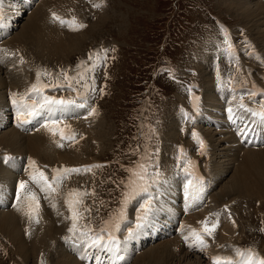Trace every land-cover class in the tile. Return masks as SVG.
<instances>
[{"label":"rangeland","instance_id":"1","mask_svg":"<svg viewBox=\"0 0 264 264\" xmlns=\"http://www.w3.org/2000/svg\"><path fill=\"white\" fill-rule=\"evenodd\" d=\"M102 1L103 8H108H106L105 13L103 15L100 13L99 15L94 14L93 18L90 17L91 19H88H90V23L93 19L94 22H98L100 17L103 16L102 19L106 18L107 21L104 20L95 29L91 27L93 24H96L93 22L89 27L90 30L86 29L82 32L86 36L87 42L85 44H82L81 47L79 46L78 49L76 48L77 51L74 50L70 56L47 55L48 58L55 59H49L45 63H41L35 67L38 73H51V76L43 74L39 75V77L37 76L36 80L39 79L44 84L63 83L64 78L60 75L62 71L67 72L68 76L74 78L82 73L83 80L80 84H74V87L78 88L80 95L87 100L90 108L97 109L96 115L101 109L102 115H105L107 118L105 131L102 133L103 135L100 133L107 140L105 146L107 156L99 157L96 161H94L97 158L96 155L91 154L87 156L84 162L93 163L94 167L90 173L86 174L87 177L84 179L83 184L76 185L79 192L84 193V198H86V217L89 222L93 221L96 229L107 227L108 224L106 222L112 221L113 218H118L119 212L125 206L123 203L124 193L127 191L125 182L129 180V172L127 170L137 169L138 165L146 164L148 175L155 177L151 169L156 165L159 166L160 157L162 161H165L169 155H177L176 151H181V149L186 151V149L192 148L189 144L183 146L181 143H176V140L174 141V139L167 136V132L172 130V124L174 126L175 122L179 120L180 113L187 110L194 112L197 109L195 104L199 97L203 95L206 81L204 74H207V70L209 74L211 73L209 69L212 68V63L209 58L212 56L217 59L216 50L213 48L215 44L214 40L216 39L213 38L217 37L214 35L221 25L237 31L235 35L236 41L233 40L232 42L238 44V47L243 46V48L240 47L243 50H248L247 59L249 58V54L257 55L261 59V68L256 63L260 68L257 69V74L254 73V67L249 65L251 69L249 67L250 73L247 78H244L243 74H240L236 68L231 69L228 65L221 67L223 69L222 73L237 83V90L246 88L249 92L257 94L251 98L249 95L243 98V101L251 108H260L261 103H264V95H259L261 92H264V50L258 48L259 44L253 40L251 34L246 33L244 27L249 29L256 39L254 30L250 24L244 22L245 20L239 18V15L230 8L233 1ZM56 2L59 1L51 0L49 6H55V10L57 7L58 9L61 8L59 10H62V7L57 6L61 3L59 2L56 5ZM39 3L36 6L40 8V6H43L44 1L42 5H39ZM37 7H34L35 9L32 12H36L38 10ZM50 7H47V9ZM31 13L18 24L17 28H15V33H20L27 26L26 24L32 21L33 16H31ZM82 33L76 32L72 34L82 36ZM219 36L227 37L226 33H219ZM27 39L28 37L25 41ZM194 44L199 48L201 45L206 44L207 56L209 55L206 57L207 61L205 62L202 53L198 56L202 60L200 61L202 64L198 67L199 73L196 68V52L191 53L189 49ZM21 46H23L22 49L24 50L25 43L24 45L21 44ZM27 50H29L28 46ZM103 50H107V60H104L99 67H96L90 76H87V66L91 67L93 65L92 61L95 59L94 57L93 60H89L90 53L95 51V53H100L103 56ZM237 51H240V49H237ZM29 52L31 54L36 53L34 50ZM24 57H27V54H22L17 58L19 68H22V58ZM67 58H70L68 62L60 60ZM9 68L10 66H6L4 77L10 76L12 73ZM214 69L213 67L212 72H214ZM93 77L95 81L94 92L85 89L83 83L86 80L91 85ZM209 77L211 78V76ZM200 78H202L204 84L200 81ZM62 89L65 91H62ZM54 90H56L55 94L57 95H62V93L63 96L69 95L67 88L56 87ZM187 93L192 94L193 101L185 102L183 99L187 105L183 106L180 96L184 97ZM195 94L198 96H195ZM218 99L220 101V98ZM3 113H6L5 110ZM88 128L89 126L86 128L80 127L83 130L84 137H87ZM164 131H166V136L162 142L157 137L164 136ZM181 134L188 137L190 133L187 134V131L184 130ZM188 139L193 144V140L190 137ZM182 141L185 142L184 140ZM152 142L155 144V147ZM153 150L155 158L150 157V153ZM207 163H204L203 160L202 165ZM40 165L48 166L45 172L46 175L53 178L56 176L55 171L49 169L53 166V163L45 160ZM235 165L237 167V164ZM160 172H163V176L166 178L165 181L167 180L165 186L170 185L173 187L174 184H170L172 181L168 179V170L162 171L160 169ZM231 174L226 176V179H223L224 181L220 185L221 188L228 183ZM165 181L164 183H166ZM41 192L47 193L46 195L52 201L50 197L53 195L43 190ZM217 192H214V194H217ZM65 193L66 189L64 193L54 195V199L64 205L63 197ZM93 193L96 196H92ZM243 196L251 197L252 195L244 194ZM209 197L208 200H210ZM254 200L252 196L249 200L250 204H246L247 202H245L237 204L239 206H236L237 208L235 209L228 207V209L225 208L222 211L230 212L231 215L234 212V219L241 218L246 226V236L248 237H245V246H257L264 252V201L258 200L254 202ZM227 201L225 200V202ZM132 202L133 199L126 206L128 207ZM59 203L57 204L59 205ZM229 205L230 202L228 203ZM222 211L219 209L210 210V213H220ZM47 212L49 221L50 217L54 215V206L53 213H50L48 210ZM56 219L59 221L58 224H63L60 216L55 215ZM62 227L65 231L67 230L65 226L62 225ZM250 227L253 229V233L249 231ZM219 238L225 246L227 241H224L221 235ZM65 239L63 238V240ZM5 243V237L0 236V256L4 255L0 257V264H18L16 255L13 256L15 253L19 254L17 252L18 248L10 244L11 247L8 246L9 249L5 252L2 248L6 246ZM11 243L14 244L13 241ZM157 244H153L152 246ZM49 245L51 244L49 243ZM53 247L55 248V245L52 246V250L54 249ZM192 254L196 256L194 253ZM50 260L49 264H57L52 258ZM137 262H134V264H138ZM201 262H204L203 258ZM31 263L38 264L34 261L25 264ZM170 264H176V262H170Z\"/></svg>","mask_w":264,"mask_h":264},{"label":"bare ground","instance_id":"2","mask_svg":"<svg viewBox=\"0 0 264 264\" xmlns=\"http://www.w3.org/2000/svg\"><path fill=\"white\" fill-rule=\"evenodd\" d=\"M43 1V6H40V8L39 6L37 7L35 5L38 10L36 9V12L34 11L31 13V16H33L32 21L26 24L27 26L24 27L20 33L16 32V34L11 39H9L8 42L4 43V45L0 47V104L2 107V112L7 109V105L4 100L5 94L9 95L11 98L13 94H16L17 98H19L21 96H25L26 93H29L33 86V80L29 76H32L33 78H37L38 76V70L35 69V67L41 63H45L49 59H55L48 58L47 55L53 56L57 54L59 57L72 55L76 48L78 49L79 46L81 47L82 44L87 42L86 36L83 35L82 32H84L86 29H89V27L94 22L93 19L90 23V19L93 18L94 14L99 15L100 13L103 15L107 8H103L102 0H93L92 2H90L91 0H58L61 4L57 5L59 2H56V5L62 7L63 9L59 10L61 8L58 9L57 7L58 10H55L56 7L53 6V9V7L50 5L53 9L52 10L49 6L51 0ZM231 1L233 2L231 3L230 8L237 15H239V18L250 24L254 30L256 39L250 30L244 27L246 33L251 34L253 40L260 45H258V48H262L264 50V0ZM10 2L11 6L16 7L15 1ZM39 2V5H42L41 0ZM47 7L50 8L47 9ZM1 10L7 11V9L4 7ZM53 13H58L63 16L67 15V17H75L78 15L85 21L86 28L80 31H73L71 28L65 29L56 27L53 25L51 20V15ZM102 17L103 16L100 17L98 22H94L96 24H93L91 27L95 29L98 24H101L104 20H106V18L102 19ZM220 28L217 29V32L214 35L217 37L213 38L216 39L214 40L215 44L213 48L216 50L217 59L213 58L212 56L209 58L212 63V68L209 69L211 73L209 74L208 70L206 71L207 74L211 76V78L207 74H204V79H206L205 84L203 83L202 78H200V81L204 84V89L202 97H199L197 103L195 104V106L199 108L195 114L196 120L194 122H184L182 120L175 122V120H173L175 125L173 126L172 124V130L167 132V136L171 139H174V141L176 140V143H181L183 146L188 144L192 146V148L186 149L187 152L185 156H183L186 159V165H191V159H195L201 163L203 160L204 163L208 162L203 166L204 170L206 169V173L210 176V183L208 186L212 188L211 195L213 194L209 197V205L207 204V210L205 212V216L208 217V219L197 215L196 213L186 216L182 215L179 210V198L176 194L175 187H171L170 185H167V187L165 186L170 198L172 199V202H169L168 205L169 214L171 215V218L174 216L178 219L180 227L183 228V233L181 235L175 236L173 239L169 238L157 245L151 246V248L144 251V254L139 256L138 260L136 259L138 262L135 261V263L170 264V262H176V264H210L206 257L204 262H201L202 258L200 255H198V253L202 252L200 251L202 249L198 246L197 241L191 235L193 229L197 230L198 232L203 231V219L208 221L209 226L216 223L219 225L211 237H205L207 245L215 247L218 245L224 246L222 240L219 238L221 235L224 241H227L225 246L228 251H230V253L232 252L231 254L239 255L238 252L242 251L236 246V244H245L246 242L244 239L247 237V231L245 229L246 226L242 222L241 218L238 217L234 219V212L232 213V219L224 216V210L220 212L219 219L215 221L212 219L213 216L210 217V214H214L216 212L210 213V210L212 211L219 209L221 211V207L224 206H226L227 209L228 207H230V209H235L237 208L236 206H239L237 204H243L245 202H247L246 204H250L249 200L252 196L255 199L254 202H257L258 200L264 201V149H250L243 151L237 145L236 138L230 130H217L216 127L221 125L222 118H219L214 111H220L218 106L223 105L225 100L223 96L222 100L224 101L220 102L218 99L220 97L218 91L216 90V84L214 83L215 78L212 72L213 66L221 71V66L229 65L230 62H234L236 67L239 68L237 71L240 74H243L244 78H247L250 73L249 65L254 67V73L257 74V69L260 68L256 65V63L258 64L259 61L261 62V59L258 56V59L250 58V60L246 62L244 59L248 55L247 50L245 53L239 51L238 56H234V60H231L229 58L230 54L225 51L224 46L221 44L222 37L219 36V33H226V39L231 40L232 42L233 40L236 41L235 35L237 31L232 30L231 32H224V27L222 29ZM76 32L82 33V36H76L72 34ZM27 37L28 39L25 41ZM228 40L223 42H229ZM24 43L25 49L23 50V46H21V44L24 45ZM205 45L206 44L201 45L200 48L196 44L192 45V47H189L191 53L196 52L197 70L199 65L202 64V62H200L202 60L199 59L198 56L202 53L204 62L207 61L206 57L209 56H207V46ZM234 45L236 44L234 43ZM27 46L29 50H27ZM240 47L243 48V46ZM33 50L36 52L35 54H31L29 52ZM22 54H27V57L22 58V68H19L17 65V58ZM69 59L70 58L60 60L68 62ZM6 66H10L9 70H11L12 73L10 76L7 75L4 77L3 75L5 73L4 71ZM32 69L34 70L32 71ZM197 72L199 73V70ZM86 75L90 76L88 73H86ZM195 96L198 95L195 94ZM180 99L183 106H187L185 102L193 101L191 93H187L184 97L180 96ZM4 115L6 116V113H4ZM93 115L94 116L90 117L89 119L83 122L81 121L77 124H68L66 126L58 127L48 125V127H42L40 133H36L31 136L22 135L19 131L13 129L10 126H5L3 129L2 124H0V149L10 152L9 154L11 157L15 159V161L13 160V164L15 165H18L19 163V161L17 162L18 158L22 157L23 159L26 155L29 156L31 161H35L36 169L41 167L40 164L43 161H50L53 163V166L49 169L51 171L54 170L55 175H57L56 170H60L62 173L63 169L65 168L73 169L74 166L81 164L90 165V163L84 162V159H86L87 156L91 154L96 155L97 158H95L94 161L98 160L99 157L102 158L107 156L105 151L107 140L102 137V133L105 131L107 118L105 115H102L101 109L97 115L96 113ZM202 115L210 116L212 121L207 119L203 121ZM249 121L250 120L246 121L248 126ZM88 126L89 128L87 130V137L81 135L80 138H76L74 135L69 134L68 132V130H80L83 132V130L79 129L78 127L86 128ZM96 127L98 128L96 129ZM182 127H187V134L191 133L193 130H198V135H192L195 145L190 142L186 135L181 134ZM49 129H51V131ZM53 131L58 132V138H54L52 136ZM165 132L166 131H164V136L157 137L159 140L161 139L162 142L165 140ZM261 132L264 134L263 129ZM200 135H202L203 138V147H201L196 139V136L199 137ZM152 144L155 147L153 142ZM5 154L6 153L2 152L0 155L5 156ZM235 164H237V167H235ZM31 169L32 171L30 177L33 174L37 176L39 175L38 172H34L32 167ZM211 171L214 174H212ZM230 173H232L230 180L221 188L220 185L223 183V179H226V176H228ZM71 174L73 178L69 180L66 193L72 192V189L70 188H72L74 185L83 184L84 179L87 177H79V174L76 172ZM161 176H163V172L161 173ZM0 177L5 180V188L7 189L8 187H11V190H13L15 185L14 179L18 178L17 173H10L6 168L0 166ZM24 183L25 187L20 191L19 201L16 204L15 209L8 213L0 211V236L5 237L9 244L15 245L16 248H18V251H16L19 254H13V256L16 255L17 263L25 264L27 262L34 261L38 264H49L51 261L50 259L52 258V260L57 264H84L81 260L79 261V259L73 255L74 249L68 246L69 242H66L68 241V234L63 227L61 228L62 225L67 228L66 220L64 218L65 207L54 199V195H59L64 192H56L52 191L51 189L47 191L49 194L53 195L50 198L52 199V207L54 206V213L52 212L54 215H52L48 221V212H39L37 206V199L41 194V188L34 182L29 183L24 181ZM164 184H167V180ZM170 184L173 183L171 182ZM214 192H217V194H214ZM33 193L36 197L35 200L32 199ZM244 194L252 196H243ZM92 196L96 195L92 194ZM74 197L75 196H73V198ZM225 200L229 201L225 202ZM55 202L59 203L60 207L59 205L56 206L57 203ZM229 202L230 205L228 206ZM55 215L60 216L63 223L62 225H60L61 223L58 224L59 221L57 219L56 220L58 222L55 220ZM37 218L39 222H37ZM221 224L222 229L220 232L218 229ZM249 231L253 232V229L250 227ZM185 237H188L189 239L186 240ZM63 238L65 240H63ZM11 241H13L14 244L11 243ZM49 243L51 245H49ZM54 245L55 248L53 247L54 249L52 250V246ZM67 246L69 248H67ZM193 251H198L194 253L196 256L192 254ZM260 251L263 250L260 249ZM222 260L220 264H224Z\"/></svg>","mask_w":264,"mask_h":264},{"label":"snow or ice","instance_id":"3","mask_svg":"<svg viewBox=\"0 0 264 264\" xmlns=\"http://www.w3.org/2000/svg\"><path fill=\"white\" fill-rule=\"evenodd\" d=\"M53 19L57 20L61 23V25H67L71 27V30L73 31H79L86 27V25L80 24L78 21L73 18L71 21H65L61 17H59L57 14L53 13ZM229 48H232L231 43H229ZM104 55L101 57L100 53H93L89 56V60H93L95 57V63L91 66L90 70H93L96 67H99L100 64L103 63L104 60H107V50H103ZM49 75L51 76V73H38L39 75ZM60 75L64 78L63 83H53V84H44L42 82L37 81L36 84H34L30 90L29 93H26L25 96H21L17 98L16 94L12 95V103L17 109V116L18 117H25L23 120H21V125L29 123L30 120L28 118H36L40 117L42 115L50 114L52 113L57 106L64 107L67 105H73L76 103L74 100H64V99H56L47 95H44V91L47 88H56V87H64L72 89L73 91H77L74 87V84H80L83 80V74H78V77H70L68 76L67 72L62 71ZM85 89L88 91H95L94 87V77L92 78V84H88V82L85 80L83 81ZM32 94H36V97L38 98H32ZM79 94V92H78ZM249 97H253L257 95L256 93H248ZM259 95H264V92H261ZM26 98H31L30 103H25ZM79 107H84V104L78 105ZM241 109H244L247 111L251 116L258 117L262 123H264V103H261V107L259 110H253L250 107H247L245 104H240L239 106ZM230 119L233 117V110L232 108L228 109ZM91 114H95V109L92 110ZM49 122L51 124H56L58 121L55 119H52L51 116H49ZM44 127H48V124H44ZM245 129L247 128V125L244 126ZM51 131V129H49ZM74 135V134H73ZM71 138V137H68ZM196 139L198 143L201 145V147L204 146V142L202 139H200L198 136H196ZM181 153H183V150L181 149ZM8 159H14V158H8L6 157L5 160ZM29 165L34 169V172H39V175L33 174L31 176V179L34 183H36L41 190L47 192L49 189L52 191H55L56 189L51 186L49 183L48 177L44 174V172L39 171L35 168V161L29 160ZM80 169H63V174H70L73 172L79 173ZM84 171H91V169H85ZM129 172V180L125 182V186L127 188V191L124 193V205L126 206L133 198L136 197L138 194H144L147 193L149 188L153 186L157 182V177L159 176V173L155 175V177H150L147 172V165L146 164H140L137 166V169H129L127 170ZM185 173L190 175L188 173L187 168L184 169ZM57 172V180L59 181L62 178L60 170H56ZM166 182V181H165ZM189 185H191V181H189ZM19 187L23 189L25 187V183L23 181L20 182ZM86 194V193H85ZM94 194V193H93ZM81 193L78 190H73V192H70L68 194V200L67 204L69 209L72 212L71 219L73 221L72 227L69 229V232L72 234V239L70 241H66L71 243V245L79 249L81 252L80 258L81 259H89L90 253H95L94 258L98 261V264H103V261L101 260L100 254L108 255L110 254L112 264H116L117 261H122L124 259V256L121 254L123 249L119 246L118 238L115 235V231L119 230L120 224L118 222L117 218H113L112 221L106 222L110 227L101 228L98 233L95 235H92V233L95 231L91 227L85 225L84 228L87 229L86 231L84 229L78 228L77 224V209L73 206L75 203H79V201H74L72 199L73 196H80ZM32 199L35 200V194H32ZM144 212L147 214L151 211V202L146 201L144 204ZM118 216L122 218L124 216V210L122 209ZM141 220L145 219V216L140 217ZM37 222H39L37 218ZM204 227L202 232H198L197 230H192V237L195 238L197 241V244L201 249L207 247V243L205 240V237H211L215 231V229L219 226L218 223L212 224L209 226L208 221L202 222ZM131 236L132 233H129ZM186 240H188V237H185ZM238 254L242 257V260L240 264H264V258H258L257 254L253 253L251 250H248L245 252H238ZM217 264H220L222 258H216ZM224 264H234L233 261H224Z\"/></svg>","mask_w":264,"mask_h":264}]
</instances>
